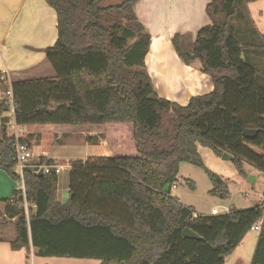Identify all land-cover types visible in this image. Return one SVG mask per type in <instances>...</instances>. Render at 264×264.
Here are the masks:
<instances>
[{"label":"trees","instance_id":"trees-1","mask_svg":"<svg viewBox=\"0 0 264 264\" xmlns=\"http://www.w3.org/2000/svg\"><path fill=\"white\" fill-rule=\"evenodd\" d=\"M103 1L45 0L56 15V40L42 50L53 78L8 81L0 72V115L12 109L22 129L17 139L8 137V119L1 120L0 171L19 184L2 202L0 227L15 221L11 250L32 247L35 257L100 264H224L262 220L250 264H264V217L257 204L198 215L171 196L186 164L206 175L210 195L229 198L227 181L205 167L199 146L217 158L227 154L240 177L245 165L264 174V75L250 64L258 63L253 56L264 57V38L241 42L232 24L243 5L258 0H211L206 6L211 24L179 54L199 61L213 90L184 107L153 89L145 70L150 37L135 16L134 0L101 7ZM47 127L103 129L107 154L71 166L64 204L57 201V175L27 170L21 183L14 172L16 140L31 150L40 145L44 155L53 150L58 137ZM164 129L168 147L160 150ZM246 129L258 132L245 139ZM39 164L54 162L41 155ZM185 229L200 240L185 239Z\"/></svg>","mask_w":264,"mask_h":264},{"label":"crops","instance_id":"crops-1","mask_svg":"<svg viewBox=\"0 0 264 264\" xmlns=\"http://www.w3.org/2000/svg\"><path fill=\"white\" fill-rule=\"evenodd\" d=\"M210 1L134 0L135 16L150 37L145 70L153 89L160 98L182 107L186 106L192 97L203 96L213 90L211 79L201 72L199 61L189 58L185 61L179 54L186 51L202 27L211 24L205 11ZM251 5L254 3L243 5L242 8L246 9ZM263 11H258V15L261 16ZM242 31L245 33L244 29ZM255 31L251 36H256L263 42L264 29ZM55 40L56 15L45 0H0V72L5 74L8 81L27 79L30 73L37 78L46 75L49 68L42 50L52 46ZM253 58L261 60L259 57ZM258 68L264 75V63ZM4 118L8 119L5 124L7 136V128L9 125L13 128V120L9 112L4 113L0 115V126ZM84 129H91L90 133L97 130L95 127ZM65 130L66 128L58 127L44 128V131L56 133L57 137L65 134ZM198 153L200 157L201 154L207 158L214 157L209 150L202 148L198 149ZM40 155L52 159L41 152ZM213 163L218 165L216 160H213ZM255 173L257 171L254 170ZM18 188L17 182L0 171V224L4 220L5 210L2 202L9 199L12 192ZM63 190L64 193L61 194L58 186L57 201L61 204L68 200V184L63 185ZM258 202L257 199L254 205ZM6 223V226L0 227V264H27L24 250L13 251L10 248V242L16 238L15 221L6 220ZM254 233H257L255 237L248 234L243 238L238 248L225 259L224 264H250L258 239V232Z\"/></svg>","mask_w":264,"mask_h":264},{"label":"rangeland","instance_id":"rangeland-1","mask_svg":"<svg viewBox=\"0 0 264 264\" xmlns=\"http://www.w3.org/2000/svg\"><path fill=\"white\" fill-rule=\"evenodd\" d=\"M124 0H104L101 7H108L111 5L120 4ZM253 4V3H250ZM264 0L254 2V5L246 9L240 8L239 14L232 20L235 28L234 36L241 42L263 43L260 38L251 36L255 30L262 31L264 29ZM258 11H263L262 15H258ZM245 30V33L242 30ZM247 35V36H246ZM246 39V40H243ZM186 54V53H185ZM257 56H260L257 54ZM258 63L250 64L254 67L261 66L264 63V57H259ZM48 72L46 75L38 76L39 78H53L54 72L51 70L48 63ZM5 75V74H4ZM6 77V76H5ZM33 73H30L27 79H36ZM2 92L0 97H2ZM9 114L12 117L11 111ZM7 116V115H6ZM167 127V126H166ZM48 128V127H47ZM64 128V127H58ZM91 133L89 130L82 128L78 132H71L67 128L65 134L58 136V141L53 150L48 154L55 162V166H61L62 171L58 176V186L60 187L61 194L64 193L63 185L68 184V175L71 166L77 161L86 162L88 160H95L107 154V148L101 138L103 129L95 127ZM14 129L7 128V136H13ZM170 133L167 129L162 132V141L159 144L160 150H165L168 147V138ZM205 149L203 147H198ZM207 150V149H205ZM34 151V152H33ZM208 151V150H207ZM41 152L40 145L34 146L32 150V158L34 164H39V157ZM211 156V155H209ZM202 161L205 167L212 173L225 179L228 184L229 198L227 200H220L217 197L210 195L212 186L206 175L198 168L191 165H183L179 175V182L176 188L171 189V196L177 198L180 203L186 207H191L198 215H208L210 210L217 208L219 214H224L225 209L234 208L236 210H244L251 208L259 200L261 194L264 192V174L255 173L252 168L245 165V177H240L235 174L230 161H223L217 157H204L201 154ZM214 158V159H213ZM216 158V159H215ZM213 160L218 163L214 165ZM249 177H254L255 181L249 183ZM186 181L192 182V185H187ZM247 196V197H246ZM180 197V199H179ZM255 237L257 233L249 231L247 233ZM246 235V236H247ZM100 264L96 260H78L71 258H40L36 257L34 264Z\"/></svg>","mask_w":264,"mask_h":264},{"label":"built area","instance_id":"built-area-1","mask_svg":"<svg viewBox=\"0 0 264 264\" xmlns=\"http://www.w3.org/2000/svg\"><path fill=\"white\" fill-rule=\"evenodd\" d=\"M11 114H13V110L10 109ZM13 122V136L17 139L18 135L22 132V129H18L15 126L14 121ZM14 172L19 176L21 183L23 181V174L25 171H31L33 175L37 176L39 172H42V175H47L50 173H53L55 175H58L62 171L61 166H42L40 164H34L32 160V150L28 143H20L16 140L14 144ZM176 186H173L172 188H175ZM247 197V196H246ZM259 209L262 211V216L264 217V192L261 194L259 198V202L257 203ZM28 203L24 202V209H25V217L28 221L29 219V213H28ZM225 213H228L227 211ZM210 215L217 216L219 215L217 208H212L210 210ZM262 220L259 221L257 224H255L252 228V232H259L260 226H261ZM34 258L35 253L34 249L32 247L29 248V250L26 252V259L27 264H34Z\"/></svg>","mask_w":264,"mask_h":264},{"label":"water","instance_id":"water-1","mask_svg":"<svg viewBox=\"0 0 264 264\" xmlns=\"http://www.w3.org/2000/svg\"><path fill=\"white\" fill-rule=\"evenodd\" d=\"M185 55H186V57L189 58V59H194V57H193L192 55H189L188 53H186ZM257 132H258L257 130L246 129V130L243 132V138H245V139H252V138L255 137V135L257 134ZM221 159H222L223 161H230V160H231V158H229V157L227 156V154H223L222 157H221ZM37 176H38V177H42V176H43V175H42V172H39ZM247 181H248L249 183H250V182L253 183V182L255 181V178H254V177H249ZM182 235H183V237H184L185 239H189V240H200V237H199L197 234H195L194 232H192L191 230H189V229H185V230L183 231Z\"/></svg>","mask_w":264,"mask_h":264}]
</instances>
